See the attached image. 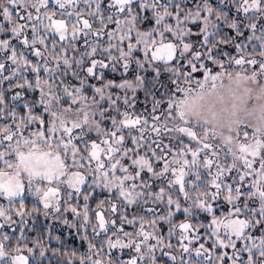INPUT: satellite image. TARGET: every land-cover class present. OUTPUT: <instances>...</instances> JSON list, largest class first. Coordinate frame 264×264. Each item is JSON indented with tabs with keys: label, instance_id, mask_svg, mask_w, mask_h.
Masks as SVG:
<instances>
[{
	"label": "snow or ice",
	"instance_id": "snow-or-ice-1",
	"mask_svg": "<svg viewBox=\"0 0 264 264\" xmlns=\"http://www.w3.org/2000/svg\"><path fill=\"white\" fill-rule=\"evenodd\" d=\"M0 264H264V0H0Z\"/></svg>",
	"mask_w": 264,
	"mask_h": 264
}]
</instances>
